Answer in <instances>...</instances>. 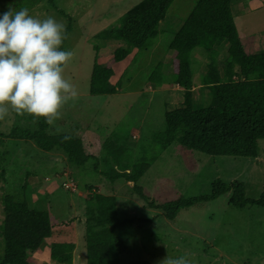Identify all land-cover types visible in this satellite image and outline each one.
Wrapping results in <instances>:
<instances>
[{
	"label": "rangeland",
	"instance_id": "obj_1",
	"mask_svg": "<svg viewBox=\"0 0 264 264\" xmlns=\"http://www.w3.org/2000/svg\"><path fill=\"white\" fill-rule=\"evenodd\" d=\"M139 1L55 0L57 8L70 17L71 29L62 48L71 50L73 57L63 75L75 86L78 95L62 106L59 118L48 132L79 136L84 152L93 158L86 163L85 173L72 181L68 174L73 176V171L64 160H59L61 153L44 152L29 140L0 136V261L5 249L3 202L11 195L15 199L25 197L29 208L48 211L52 234L35 255V264H60L50 258L51 242L73 243L72 264H85L87 194L80 187L91 183L98 192L115 196L117 218L128 221L115 228L125 244V251L118 257L123 264L143 260L162 264L166 256H184L190 264H264V207L249 205L236 209L228 202L229 192L181 209L169 220L162 208L149 205L150 201L162 204L179 197L207 195L218 180L243 181L247 196L258 197L264 193V139L259 140L260 152L254 159L210 156L184 149L176 142L164 150L159 148L153 136L165 128L164 113L182 100V90L171 79L175 62H171L168 44L196 0H173L159 24L161 32L156 38L121 61L112 59L118 42L96 40L97 58L93 36L117 23ZM240 1L253 6L235 18L237 32L254 44L256 39L264 38V0H233V6L240 7ZM9 7L16 10L26 7L30 14L41 18L53 16L65 28L69 24L68 17L54 10L48 0H0V13ZM255 47L264 50V44ZM96 58L112 68L110 82H120L117 93H89ZM159 62L164 64V84L155 87L147 81V75ZM196 70L198 79L204 69L197 66ZM195 97L200 99L197 107H205L210 104L212 94L206 91ZM31 117L9 111L0 119V131H9L13 126L28 127L33 123ZM110 139H119L120 145L111 146ZM109 147L115 154L122 150L124 158L130 160L141 155L156 157L137 182L147 200L140 197L132 182L123 179L111 182L103 175L110 168L104 161L110 158ZM29 172L33 175L26 174ZM24 180L28 183L22 189Z\"/></svg>",
	"mask_w": 264,
	"mask_h": 264
},
{
	"label": "trees",
	"instance_id": "obj_2",
	"mask_svg": "<svg viewBox=\"0 0 264 264\" xmlns=\"http://www.w3.org/2000/svg\"><path fill=\"white\" fill-rule=\"evenodd\" d=\"M172 1L141 0L121 15L117 23L98 31L93 36L96 57L99 49L96 40L119 43L112 53L114 61H121L132 51L151 43L161 32L159 24L165 18ZM231 1L196 0L168 44L172 51L171 62H175L171 79L182 90V100L174 108L165 111V128L161 134L153 136L161 150L176 142L184 149L210 156L254 159L260 152L259 140L264 139V50L255 47L249 37L241 38L238 35ZM48 2L54 10L68 17L66 38L71 29L70 17L57 8L55 0ZM195 47L206 51V70L200 78V92L193 90L191 51ZM224 47L227 55L217 67L215 61L219 49ZM97 58L91 71L89 93H117L120 82H110L112 68L99 63ZM163 70L164 64L157 63L147 75V81L155 87H161L164 84ZM206 91L212 94L210 104L197 107L196 103L200 99L195 94L200 95ZM31 122L28 127L13 126L9 131H0V136L29 140L44 152L61 153L59 160H64L73 171L71 173L74 177L68 171L72 181L85 173L86 163L93 157L84 152L79 136L70 132L51 134L48 132L50 124L43 118L32 116ZM118 140L110 139L109 143L111 146L120 145ZM109 152L110 158L104 161L110 168L107 167L103 175L111 182L115 179L132 182L140 197L147 200L148 197L142 193L137 182L156 157L141 155L130 160L124 158L122 150L115 154L109 147ZM26 174L33 175L31 172ZM27 183L24 180L22 189H25ZM81 186L80 189L87 194L84 219L85 264H123L118 257L125 251V244L116 235L115 228L128 221L117 218L115 196L98 192L91 183ZM229 192L228 202L236 209L242 210L249 205L264 207V193L250 198L246 194V183L238 180L228 183L218 180L211 185V192L204 196L179 197L162 204L150 201L149 205L162 208L164 215L172 220L181 209L216 199ZM3 204L5 249L0 264H35V255L52 234L48 211L38 207L29 208L25 197L15 199L7 195ZM49 246L52 260L60 264L73 263V243L51 242ZM125 264L152 263L143 260Z\"/></svg>",
	"mask_w": 264,
	"mask_h": 264
},
{
	"label": "clouds",
	"instance_id": "obj_3",
	"mask_svg": "<svg viewBox=\"0 0 264 264\" xmlns=\"http://www.w3.org/2000/svg\"><path fill=\"white\" fill-rule=\"evenodd\" d=\"M65 25L53 16L9 7L0 13V119L9 111L53 124L62 106L78 95L64 77L73 57L62 48ZM162 264H190L184 256H166Z\"/></svg>",
	"mask_w": 264,
	"mask_h": 264
},
{
	"label": "crops",
	"instance_id": "obj_4",
	"mask_svg": "<svg viewBox=\"0 0 264 264\" xmlns=\"http://www.w3.org/2000/svg\"><path fill=\"white\" fill-rule=\"evenodd\" d=\"M233 1V0H232ZM232 1H231V3H232ZM257 5V4H256ZM253 6V5H252ZM251 6V7H252ZM255 6V5H254ZM233 3H232V12H233V15H234V21H235V18L237 17V16H240L242 13H244L245 11H247L248 9H252L251 7H250V5H248V6H246V5H243V3H241V1H240V7L239 6H236V7H234V10H233ZM237 29V28H236ZM239 36H240V34H238ZM241 37V36H240ZM242 38V37H241ZM255 44H256V46H262L263 47V44H264V38H258V39H256L255 40ZM201 48V47H200ZM198 49V47H195L192 51H191V70H192V73H193V83H194V86H193V90L195 91V90H199V92L201 91V83H200V78H201V76L203 75V73L205 72V70H206V51L203 49V48H201L200 50H197ZM226 55H227V53H226V48L224 47V48H220L219 49V55H218V57H217V59H216V61H215V65L217 66V67H219L220 65H221V63H222V61L224 60V58L226 57ZM199 67L200 66V68H203L204 69V71L202 72V73H200V75H199V78L198 79H196L197 78V76H196V73H198V71L196 70L195 71V68L196 67ZM203 66V67H202ZM197 80H199V81H197ZM177 87H178V85L177 84H175ZM176 87V88H177ZM178 90L180 89L179 87L177 88ZM198 92V93H199Z\"/></svg>",
	"mask_w": 264,
	"mask_h": 264
},
{
	"label": "built area",
	"instance_id": "obj_5",
	"mask_svg": "<svg viewBox=\"0 0 264 264\" xmlns=\"http://www.w3.org/2000/svg\"><path fill=\"white\" fill-rule=\"evenodd\" d=\"M72 184H73V183H72ZM72 184H71V186H72ZM71 186H70V187H71Z\"/></svg>",
	"mask_w": 264,
	"mask_h": 264
}]
</instances>
